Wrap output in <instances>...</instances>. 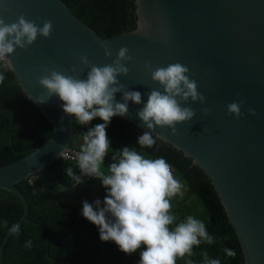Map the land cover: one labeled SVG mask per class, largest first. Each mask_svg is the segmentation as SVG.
I'll return each mask as SVG.
<instances>
[{"label":"water","instance_id":"1","mask_svg":"<svg viewBox=\"0 0 264 264\" xmlns=\"http://www.w3.org/2000/svg\"><path fill=\"white\" fill-rule=\"evenodd\" d=\"M134 28L101 39L78 21L59 0H0V15L8 24L23 14L26 19L51 20L50 38L38 36L27 50L17 48L9 56V72L24 98L51 126L49 138L18 160L0 167V190L14 195L21 204L17 224L26 223L27 205L14 185L36 174L60 157L62 146L69 145L71 118L58 97L41 103L45 91L38 83L46 75L44 68L68 71L79 69V57L87 55L92 64H111L122 46L133 57L126 66L127 76L117 79L129 90L142 93V103L128 102L124 117L127 126L149 131L137 112L147 102L151 89L160 86L151 80L145 62L153 69L176 62L189 68L190 78L206 98L182 107H192V121L170 128L157 126L154 137L160 143L200 170L212 188L237 242L243 264H264V0H132ZM146 24V37L141 24ZM101 44L108 45L111 57L104 55ZM90 68L80 73L86 79ZM122 93H116L122 102ZM31 97V99H29ZM244 100L240 119L228 114L227 105ZM210 108L203 115L201 109ZM255 109L256 115H250ZM83 141L72 142L78 149ZM84 176L83 178H87ZM36 183V181L34 182ZM9 231L0 242L2 247Z\"/></svg>","mask_w":264,"mask_h":264},{"label":"clouds","instance_id":"2","mask_svg":"<svg viewBox=\"0 0 264 264\" xmlns=\"http://www.w3.org/2000/svg\"><path fill=\"white\" fill-rule=\"evenodd\" d=\"M40 19L29 20L21 14L16 22L8 24L0 15V61L7 68L13 67L9 56L17 48L27 50L38 36L51 37L53 22L45 19L41 27L36 23ZM140 27L147 37L146 24L142 23ZM101 47L106 57L112 56L108 45L101 44ZM132 59L129 49L122 46L111 64L98 66L92 64L87 55H82L79 57L82 67L78 69L77 65H73L70 69L73 74L45 67L46 75L38 81L45 91L38 101L44 103L56 96L62 101L63 111L75 122L81 126L91 125L81 133L83 143L75 153L79 174L72 167H66L64 172L75 182V186L83 184V177L88 176L98 179L106 189L103 201L82 202L81 215L97 226L100 240L115 242L120 251L128 255L143 249L139 254V264H176L178 259L191 256L194 246L198 247L202 242L212 244L215 238L208 233L205 223L192 215L177 222L172 213L171 200L182 193L184 185L174 176L172 165L163 157L150 158L134 147L124 146L111 156L112 162L106 170L104 167L111 148L106 130L113 117L126 116L129 101L137 105L142 103L141 92L129 90L117 79L128 75L130 69L126 64ZM144 67L160 88L149 91L147 102L137 112L138 118L149 130L137 139L141 149L153 148L161 138L160 135H153L157 126L170 128L172 134H176V125L192 121L195 110L190 106L182 107V102L206 103L205 96L198 92L197 82L190 78L187 66L176 62L153 69L151 63L145 62ZM84 68H90L86 79L80 76ZM4 81L5 75L0 72V84ZM116 93L123 94L122 102L116 101ZM244 104V100L229 103L228 114L240 119L244 115L241 112ZM201 111L207 116L212 109L202 108ZM248 111L250 115L257 114L255 109ZM96 118L103 123L92 125ZM67 154L68 145L62 146L60 157ZM20 229L19 224L13 223L8 231L18 235ZM31 245L29 240L25 248ZM224 252L228 257L236 256L233 249L225 248ZM204 262L221 264L219 259H209L207 253L204 254ZM187 264H192V261L188 260Z\"/></svg>","mask_w":264,"mask_h":264},{"label":"trees","instance_id":"3","mask_svg":"<svg viewBox=\"0 0 264 264\" xmlns=\"http://www.w3.org/2000/svg\"><path fill=\"white\" fill-rule=\"evenodd\" d=\"M83 25L101 39L116 36L134 28L132 0H59ZM5 81L0 84V167L12 163L41 146L51 134L47 120L24 98L12 75L0 65ZM72 142L80 140L88 126H81L71 117ZM103 123L99 118L91 124ZM111 141L104 167L111 156L124 146L136 148L150 158L163 157L174 169V176L184 185L182 193L172 198V213L177 222L188 215L202 220L215 239L194 246L191 256L178 259L176 264H205L219 259L221 264H243L233 232L205 176L199 169L168 146L157 141L153 148L137 145L139 132L116 117L107 128ZM74 164L60 157L39 171L35 177L17 182L14 188L27 205L26 223L18 235L11 234L2 247V264H139L140 251L131 255L120 251L115 242H102L97 226L82 215V202L103 201L106 189L96 178L87 177L83 184L67 176L64 169ZM36 181V183H34ZM103 206V205H102ZM21 214V204L11 193L0 190V242ZM7 221V225H5ZM31 240L30 248H25ZM233 249L236 256L228 257L224 249Z\"/></svg>","mask_w":264,"mask_h":264},{"label":"built area","instance_id":"4","mask_svg":"<svg viewBox=\"0 0 264 264\" xmlns=\"http://www.w3.org/2000/svg\"><path fill=\"white\" fill-rule=\"evenodd\" d=\"M1 64H2V61H0V65ZM61 103H62V101H61ZM78 151H79V148L78 149H68V154L66 156H61L60 158L63 160H67V161L71 162L78 169L77 164H76V160H75V153ZM78 171H79V169H78ZM83 180H86V178H83Z\"/></svg>","mask_w":264,"mask_h":264}]
</instances>
